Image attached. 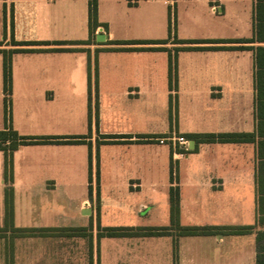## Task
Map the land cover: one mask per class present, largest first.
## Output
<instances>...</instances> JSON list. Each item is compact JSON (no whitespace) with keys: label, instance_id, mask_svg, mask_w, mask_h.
<instances>
[{"label":"crops","instance_id":"crops-1","mask_svg":"<svg viewBox=\"0 0 264 264\" xmlns=\"http://www.w3.org/2000/svg\"><path fill=\"white\" fill-rule=\"evenodd\" d=\"M179 3L97 0L101 25L90 33L89 0H0V131L12 128L21 136L34 128L20 108L44 101L45 90L50 109L35 132L58 138L14 149H7L12 138L0 141V264H264V0H187L184 11ZM180 18L193 25L192 36L173 32L170 22ZM77 21L79 32H54ZM188 39L200 41L182 42ZM57 46L75 49L50 50ZM4 50L14 59L33 57L27 73L14 77V90L10 82L9 94L2 83ZM39 59L50 78L46 87L35 84L39 97H33L30 71ZM7 98L9 106L14 99L8 120ZM229 133L239 136L221 139ZM194 134L212 138H189ZM179 135L191 147L169 139ZM24 183L49 184L50 193L59 189L77 200L64 216L68 223L23 224L13 194L8 219L7 194ZM94 184L127 193L112 207L113 223L100 224L98 190L70 192ZM61 215L50 209L52 218ZM202 225L216 231L177 230ZM109 227L166 229L103 235ZM18 228L58 231L24 236Z\"/></svg>","mask_w":264,"mask_h":264},{"label":"rangeland","instance_id":"rangeland-1","mask_svg":"<svg viewBox=\"0 0 264 264\" xmlns=\"http://www.w3.org/2000/svg\"><path fill=\"white\" fill-rule=\"evenodd\" d=\"M186 1L187 0H180V11H184V8L186 7ZM169 11V8H168ZM172 11V10H171ZM79 22H75L74 25H70L69 29L67 28V25H59L57 26V29L54 31L58 37L67 35L70 32H79L80 31V24ZM173 28V32H177L179 37H189L192 36V34L195 33L193 25L191 23L187 22V20H179L178 24L173 22H170ZM176 24V25H175ZM169 25V22H168ZM75 28V29H74ZM71 30V31H70ZM22 33L23 28L21 29ZM27 51V50H24ZM13 51L7 52V58L9 62L8 66V76L10 78L11 87L14 90V84L13 79L18 74L24 75L27 73L26 69L27 66H30L31 62L33 61V57L31 55H25L21 57H17V59L12 58L13 57ZM31 52V51H27ZM4 57V54H3ZM49 63V62H48ZM50 65V63H49ZM45 66V63L42 60H36L35 67L32 71H30L31 76V82L32 89L31 93L33 97H39L38 91L35 89V84L39 83L41 86L46 87V83L49 82V73L47 71H42L43 67ZM3 77H2V83L4 85V66L2 69ZM29 73V72H28ZM24 80V78H23ZM19 87V86H18ZM19 93H22L23 90L20 88L17 89ZM49 92H45V90L42 92L41 97H43L44 101H38L34 103L25 102L21 105L20 108V116L23 119L24 123L27 124H36L38 122V119L40 120L44 113L47 112L48 108L50 109V97L46 98V94ZM19 96V95H18ZM9 98V97H8ZM7 98V120L11 117L14 99L11 100V105L9 106V99ZM10 108V110H9ZM28 119V121H26ZM35 125L34 128H24V130H21V136H38L40 132L37 131L38 127ZM37 148V152L41 155L46 156V151ZM24 151L28 152L27 149ZM31 153V152H30ZM34 154V153H33ZM36 154V153H35ZM13 157V156H12ZM32 181V180H31ZM46 185H40V184H18L15 186V189L11 191V195L13 194V197L15 195L16 197V204L17 209L20 215V220L23 224L25 223H31L30 225L34 226H40L41 223L49 224V225H57V224H66L67 218L69 215L72 214V211L77 204V200H70L68 201L64 197H62V192H60L59 189L55 192L50 193V186ZM93 187L96 191L98 190L100 197L98 198L99 203V220L100 224L103 223H113L115 221V216L112 213V207L117 203L120 199H126L127 193L122 190L118 186L113 185H97L94 184L92 186L86 185V186H74L71 187L70 192L75 197H79L82 192H86L89 195L90 188ZM48 188V190L46 189ZM145 194V191H142L140 193H137V195L142 196ZM133 195V194H132ZM73 197V198H75ZM50 209H54L56 211L61 212V217H53L50 216ZM51 217V218H50ZM46 220L42 222L44 219ZM43 219V220H42ZM103 222V223H102ZM26 241V240H25ZM22 241V242H25ZM20 242V241H19ZM25 250V249H24ZM49 250V249H48ZM49 251L41 252L43 253L42 257L49 256Z\"/></svg>","mask_w":264,"mask_h":264},{"label":"trees","instance_id":"trees-1","mask_svg":"<svg viewBox=\"0 0 264 264\" xmlns=\"http://www.w3.org/2000/svg\"><path fill=\"white\" fill-rule=\"evenodd\" d=\"M88 5H89V12H88L89 29H90V33H94L95 30L97 29V27L99 25H101L98 21V18H97V0H89ZM170 27H171V25H170ZM170 31H171V28H170ZM199 41L200 40H196V39H188V40H183L182 42L192 43V42H199ZM203 41L207 42V40H203ZM87 42H89V40L82 41V43H87ZM127 42L132 43V41H130V40L126 41V43ZM34 43H39V42H35V41H23L22 42V44H34ZM53 43L56 45H68V44L80 43V42L69 41V40H56ZM72 49H75V48L64 47V46H57L54 48H50V50H56V51L72 50ZM8 51H10V50H8ZM8 51L4 50V62H3V66H4V91L7 94L10 93V78L8 76L9 62H8V58H7L8 57L7 56ZM199 136L204 141L212 138L211 135H207V134H194V135L190 136L189 138L199 137ZM238 136H239L238 134H233V133L222 134L221 139H224V140L237 139ZM9 138H12L13 142H11L9 144L7 149H14L18 146V144L50 142V141H52L50 139H54L57 137L19 136L18 133L12 128H10L9 130L0 131V141H5ZM59 138H61V140H57V141H66V142L81 141L80 138H66V140L63 137H59ZM0 146L2 148H4V146H2L1 144H0ZM176 198H177V196H175V192L173 190H171L172 202L175 203ZM6 205H7L6 216L9 219V218H11V212H12V198H11V194L9 192L7 194V197H6ZM249 228H250L249 226H244L242 228V230L246 231ZM165 229L166 228L109 227V228H105L103 230L102 234L108 235V236L159 234V233H164ZM177 230H178V233L184 234V235H205V234L214 233L216 231V228L213 226H206V225H202V226H178ZM2 231H4V229H0V234ZM46 231H48V233L52 234V233L58 231V229H49ZM233 231L238 232V231H241V229H233ZM45 232H43V230H41L39 228H18V229H16V233L18 235H24V236H26V235H37V234H42Z\"/></svg>","mask_w":264,"mask_h":264},{"label":"built area","instance_id":"built-area-1","mask_svg":"<svg viewBox=\"0 0 264 264\" xmlns=\"http://www.w3.org/2000/svg\"><path fill=\"white\" fill-rule=\"evenodd\" d=\"M157 139L159 142L163 143L167 138L158 137ZM169 139L173 142V144H175L177 146H181L184 148H188V146H189V139L185 136L179 135V136L171 137Z\"/></svg>","mask_w":264,"mask_h":264},{"label":"water","instance_id":"water-1","mask_svg":"<svg viewBox=\"0 0 264 264\" xmlns=\"http://www.w3.org/2000/svg\"><path fill=\"white\" fill-rule=\"evenodd\" d=\"M96 37L98 40H105L106 39V35L104 33H98ZM189 147H191V146L189 145Z\"/></svg>","mask_w":264,"mask_h":264}]
</instances>
